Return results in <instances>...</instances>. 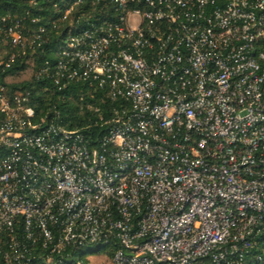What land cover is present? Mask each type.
Returning <instances> with one entry per match:
<instances>
[{
    "label": "built area",
    "instance_id": "built-area-1",
    "mask_svg": "<svg viewBox=\"0 0 264 264\" xmlns=\"http://www.w3.org/2000/svg\"><path fill=\"white\" fill-rule=\"evenodd\" d=\"M85 1L115 19L38 74L110 108L87 131L0 83V263L260 264L264 0ZM43 31L0 25V70Z\"/></svg>",
    "mask_w": 264,
    "mask_h": 264
},
{
    "label": "trees",
    "instance_id": "trees-1",
    "mask_svg": "<svg viewBox=\"0 0 264 264\" xmlns=\"http://www.w3.org/2000/svg\"><path fill=\"white\" fill-rule=\"evenodd\" d=\"M75 1L0 0V25H9L18 20L29 33L41 27L44 29L40 45L26 50L9 67L0 70V83L9 93H28L30 104L37 114L58 116V121L68 126H91L87 129L91 131L95 130L93 126L98 113L106 114L110 108L106 91L83 81H71L66 88L58 89L51 80L38 74L46 61L55 63L59 59L57 52L67 44L69 37L92 24L111 21L116 17L111 2L85 1L75 4ZM69 8L70 12L64 17ZM7 48L9 51H19L16 47L10 49L9 45ZM258 253L262 256L260 264H264V248Z\"/></svg>",
    "mask_w": 264,
    "mask_h": 264
}]
</instances>
